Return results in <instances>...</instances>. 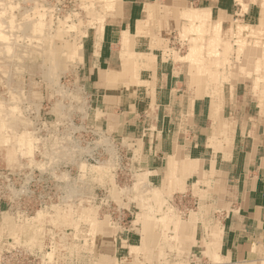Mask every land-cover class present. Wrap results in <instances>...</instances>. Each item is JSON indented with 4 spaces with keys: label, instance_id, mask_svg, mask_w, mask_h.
<instances>
[{
    "label": "rangeland",
    "instance_id": "obj_1",
    "mask_svg": "<svg viewBox=\"0 0 264 264\" xmlns=\"http://www.w3.org/2000/svg\"><path fill=\"white\" fill-rule=\"evenodd\" d=\"M0 2V46L13 45L0 53V188L5 178L9 187L0 196V264L216 262L219 226L207 191L174 193L171 181L165 190L152 185L133 169L131 155L86 117L87 91L78 78L82 39L118 0ZM259 6L253 22L236 16L212 38L209 18L206 30L173 32L164 51L189 62L207 88L222 92L241 82L264 95V0ZM193 46L199 50L191 58ZM128 228L132 244L120 248L115 237Z\"/></svg>",
    "mask_w": 264,
    "mask_h": 264
},
{
    "label": "crops",
    "instance_id": "obj_2",
    "mask_svg": "<svg viewBox=\"0 0 264 264\" xmlns=\"http://www.w3.org/2000/svg\"><path fill=\"white\" fill-rule=\"evenodd\" d=\"M241 1L245 10L239 0H118L83 37L79 65L86 117L131 155L133 169L162 190L171 181L174 193L207 191L219 226L213 264H264V95L241 82L214 95L189 62L164 50L189 24L181 11L192 3L223 27L259 16L261 0ZM131 233H117L120 248Z\"/></svg>",
    "mask_w": 264,
    "mask_h": 264
},
{
    "label": "bare ground",
    "instance_id": "obj_3",
    "mask_svg": "<svg viewBox=\"0 0 264 264\" xmlns=\"http://www.w3.org/2000/svg\"><path fill=\"white\" fill-rule=\"evenodd\" d=\"M24 1V0H23ZM226 1V0H225ZM8 2V1H7ZM29 2V1H28ZM257 2H258V0H257ZM241 3H242V1H241ZM0 4H5V3H1L0 2ZM142 4V3H141ZM88 5H90V4H88ZM244 5V4H243ZM263 5V4H262ZM9 6V5H8ZM15 6V5H14ZM16 7V6H15ZM43 7V6H42ZM91 7H92V5H91ZM224 7V6H223ZM1 8V7H0ZM33 8V6L31 7V12H33L34 10V8ZM39 8V7H38ZM246 8V7H245ZM2 9V8H1ZM40 9V8H39ZM260 9V8H259ZM258 9V10H259ZM11 10V9H10ZM26 10V9H25ZM29 10V9H28ZM33 10V11H32ZM36 10V9H35ZM89 10V9H88ZM144 10V9H143ZM167 10V9H166ZM263 10V9H262ZM261 10V11H262ZM24 11V10H23ZM38 11V10H37ZM36 11V12H37ZM164 11V10H163ZM228 11H230V10H228ZM8 12V11H7ZM6 12V13H7ZM35 12V13H36ZM41 12V11H40ZM146 12H147V10H146ZM5 13V12H4ZM3 13V14H4ZM19 13V12H18ZM43 13V12H42ZM170 13V12H169ZM262 13H263V11H262ZM23 14V13H22ZM32 14V13H31ZM37 14L39 15V13L37 12ZM49 14V13H48ZM261 14V13H260ZM264 14V13H263ZM262 14V15H263ZM18 15H20V14H18ZM25 15H27V14H25ZM24 15V16H25ZM34 15V14H33ZM40 15H41V13H40ZM39 15V16H40ZM44 15V14H43ZM50 15V14H49ZM23 15H22V17H24ZM38 16V17H39ZM181 16L184 18V20L185 21H189V23H190V26H188V25H182V31L184 32V31H191L192 29H204V30H206V28H207V25H206V23H207V21H208V18H209V13H208V10L207 9H203V8H198V9H195V8H193V9H185V10H182L181 11ZM28 17V16H27ZM32 17V16H31ZM37 18V17H36ZM42 18V17H41ZM48 18H50L51 19V16L50 17H48ZM47 18V20H48V22H49V19ZM29 19V18H28ZM65 19H67V18H65ZM102 20V19H101ZM26 22V21H25ZM34 22V21H33ZM37 22L38 21H36V25L34 26V28H33V31H35L36 33H37V31L39 32V30L41 31V29H40V27H38L37 26ZM243 22V21H242ZM31 23V22H30ZM50 23V22H49ZM34 24V23H33ZM206 26V27H205ZM209 27V26H208ZM62 28V27H61ZM211 28H213L212 29V31L210 32V34H211V38L213 37V35H214V32L215 33H218L219 31L221 32V23H220V20H218V21H213V24H212V26H211ZM247 28V27H246ZM38 29V30H37ZM242 29V28H241ZM81 30V29H80ZM225 30V29H224ZM246 30V29H245ZM56 31V30H55ZM82 31V30H81ZM196 31V30H195ZM203 31V30H202ZM235 31V30H234ZM241 31V30H240ZM76 32H77V30H76ZM80 32V31H79ZM194 32V31H193ZM237 32H238V30H237ZM261 32V31H260ZM42 33V32H41ZM122 33V32H121ZM138 33V32H137ZM123 34V33H122ZM197 34V33H196ZM202 34H204V33H202ZM249 34V33H248ZM39 36H40V34H38ZM187 35V34H186ZM216 35H218V34H216ZM255 35V34H254ZM16 36V35H15ZM31 36V35H30ZM34 36V35H33ZM80 36V35H79ZM203 36V35H202ZM218 36H220V35H218ZM237 36H238V34H237ZM236 36V37H237ZM0 37H4L5 38V34H4V32L3 31H1L0 30ZM42 37V36H41ZM41 37L39 38V39H41ZM52 37V36H51ZM68 37V36H67ZM198 37V36H197ZM201 37V36H200ZM233 37V36H232ZM239 37V36H238ZM10 38V37H9ZM17 38H19V37H17ZM50 38V37H49ZM61 38H62V36H61ZM181 38H183V37H181ZM243 38V37H242ZM25 39V38H24ZM46 39V38H45ZM55 39V38H54ZM73 39V38H72ZM149 39V38H148ZM200 39H202V37L200 38ZM237 39H239V38H237ZM248 39V38H247ZM1 40H3V39H1ZM19 40H22V39H19ZM74 40V39H73ZM78 40V39H77ZM194 40V39H193ZM216 40V39H215ZM219 40V39H218ZM244 40H245V38H244ZM16 41V40H15ZM53 41V40H52ZM192 41V40H191ZM246 41V40H245ZM6 42H8V41H6ZM45 42H46V40H45ZM71 42V41H70ZM76 42V41H75ZM151 42H152V40H151ZM195 42H196V40H195ZM199 42V41H198ZM210 42V41H209ZM238 42V41H237ZM2 43V42H1ZM47 43V42H46ZM46 43H44V45H47ZM236 43V42H235ZM243 43V42H242ZM245 43V42H244ZM243 43V44H244ZM249 43V42H248ZM251 43V42H250ZM12 44H14V43H12ZM18 44H21L20 42L18 43ZM50 44V43H49ZM56 44V43H55ZM192 44V43H191ZM198 44V43H197ZM42 45V44H41ZM53 45V44H52ZM201 45V44H200ZM24 46V45H23ZM37 46V45H36ZM55 46H57V45H55ZM62 46V45H61ZM60 46V47H61ZM215 46V45H214ZM216 46H218V45H216ZM244 46V45H243ZM13 47V45L10 47L9 45H7V46H2V48H1V46H0V53L1 52H3V51H5V50H9V49H11ZM34 47V46H33ZM54 47V46H53ZM212 47V46H211ZM264 47V46H263ZM21 48V47H20ZM27 48V47H26ZM47 48V47H46ZM57 48H58V46H57ZM225 48V47H224ZM262 48V47H261ZM42 49V48H41ZM49 49V48H48ZM60 49V48H59ZM1 50H3V51H1ZM72 50H74V46H73V48H72ZM199 50V49H198ZM198 50L196 49V47L195 46H193V47H191L190 48V54L192 55H190V57L192 58V57H194V55H195V53H198ZM215 50V49H214ZM14 51V50H13ZM34 51H36V50H34ZM41 51V50H40ZM134 51V50H133ZM216 51H217V49H216ZM236 51V50H235ZM238 52H240L239 50H237ZM30 52V51H29ZM209 52V51H208ZM218 52V51H217ZM76 53V52H75ZM189 53H188V56H189ZM210 53H212V52H210ZM215 52H213V54H214ZM232 53V52H231ZM235 53H237V52H235ZM44 54V53H43ZM53 54V53H52ZM202 54V53H201ZM57 55V54H56ZM78 55V54H77ZM209 55V54H208ZM217 55V54H216ZM239 55V54H238ZM16 56V55H15ZM15 56H11V55H9V57H8V59H11V58H13V57H15ZM42 56V55H41ZM53 56V55H52ZM58 56V55H57ZM61 56V55H60ZM213 56V55H212ZM224 56V55H223ZM55 57V56H54ZM226 57V56H225ZM4 58V57H3ZM2 58V59H3ZM51 58V57H50ZM53 58V57H52ZM124 58V57H123ZM166 58V57H165ZM197 58V57H196ZM195 58V59H196ZM203 58V57H202ZM256 58V57H255ZM1 59V58H0ZM6 59V58H5ZM54 59V58H53ZM64 59V58H63ZM81 59V58H80ZM79 59V60H80ZM126 57H125V61H126ZM226 59V58H225ZM234 59H238V57L236 58V57H234ZM257 59V58H256ZM259 59V58H258ZM122 60V59H121ZM227 60H229V59H227ZM52 61V60H51ZM61 61V60H60ZM124 61V60H123ZM123 61H121V64H123L122 62ZM132 61V60H131ZM131 61H130V63H131ZM147 61V60H146ZM217 61V60H216ZM224 61V60H223ZM257 61V60H256ZM260 61V60H259ZM262 62H263V59L261 60ZM128 62V61H127ZM135 62H136V60H135ZM140 62V61H139ZM195 62V61H194ZM218 62V61H217ZM226 62V61H225ZM231 62V61H230ZM255 62V61H254ZM50 63V62H49ZM201 64H202V62H200ZM222 63V62H221ZM224 63V62H223ZM228 63V62H227ZM264 63V62H263ZM7 63H5V65H6ZM43 64H44V62H43ZM134 64V63H133ZM137 64V63H136ZM143 64V63H142ZM217 64V63H216ZM4 65V64H3ZM125 65V64H124ZM123 65V66H124ZM140 65V64H139ZM138 65V66H139ZM144 65V64H143ZM228 65V64H227ZM230 65V64H229ZM254 65H255V63H254ZM0 66H2V64H0ZM46 66V65H45ZM53 66V65H52ZM127 66V65H126ZM47 67V66H46ZM132 67V66H131ZM135 67V66H134ZM193 68V67H192ZM241 69V68H240ZM120 70V69H119ZM121 70H122V68H121ZM123 70H125V69H123ZM122 70V71H123ZM194 70V69H193ZM199 70V69H198ZM205 70V69H204ZM207 70V69H206ZM127 71V70H126ZM125 71V72H126ZM201 71V70H200ZM207 71H209V70H207ZM246 71V70H245ZM255 71H256V69H255ZM108 72V71H107ZM110 72V71H109ZM113 72V71H112ZM125 72L124 73H121L122 74V76L125 74ZM131 72H132V70H131ZM134 72V71H133ZM205 72V71H204ZM251 72V71H250ZM250 72H247L248 74H251ZM120 73V72H119ZM118 73V74H119ZM195 73V72H194ZM193 73V74H194ZM200 73V72H199ZM208 74H209V72H207ZM257 73V72H256ZM259 73V72H258ZM135 74V73H134ZM106 75H108V73L106 74ZM112 75V74H111ZM120 75V74H119ZM128 76H129V73L127 74ZM133 75V74H132ZM196 75V74H195ZM207 75V74H206ZM229 75V74H228ZM260 75V74H259ZM263 75V74H262ZM113 76H115V75H113ZM207 77V76H206ZM139 78V77H138ZM253 78V77H252ZM106 79H107V77H106ZM114 79H115V77H114ZM197 79H198V77H197ZM207 79V78H206ZM111 80V79H110ZM129 80H131V79H129ZM257 80V79H256ZM260 80H261V78H260ZM262 80H264V79H262ZM115 81V80H114ZM132 81H134V80H131V82ZM194 81V80H193ZM207 81H208V79H207ZM255 81V80H254ZM113 82V81H112ZM112 82H110L111 84H112ZM116 82V81H115ZM115 82H113V84H114V87L113 88H115ZM136 82V81H135ZM210 82V81H209ZM133 83V82H132ZM208 83V82H207ZM222 83V82H221ZM257 83V82H256ZM108 84V83H107ZM135 84V83H134ZM109 86V85H108ZM111 86H113V85H111ZM110 86V87H111ZM257 87V86H256ZM206 88V87H205ZM204 88V89H205ZM214 88V87H213ZM255 88V87H254ZM122 89V88H121ZM220 86H216V88H215V90H213V93H214V95H220ZM255 91H256V89H255ZM259 91V90H258ZM257 92V91H256ZM207 93V92H206ZM224 95V94H223ZM225 96V95H224ZM261 96V95H260ZM263 96V95H262ZM20 97V96H19ZM217 97V96H216ZM221 98V97H220ZM261 99V98H260ZM151 100V99H150ZM219 100V99H218ZM224 100V99H223ZM224 102V101H223ZM6 103V102H5ZM217 108V107H216ZM219 108V107H218ZM218 108H217V110H218ZM2 109V108H1ZM213 110V109H212ZM1 112V111H0ZM5 112V111H4ZM217 114V113H216ZM12 115V114H11ZM1 119V118H0ZM228 122H231V121H228ZM2 123V122H1ZM1 125V124H0ZM3 125V124H2ZM222 125H223V123H222ZM215 126V125H214ZM230 127V126H229ZM216 128V127H215ZM1 129H3V128H1ZM233 129V128H232ZM231 129H229V131H230ZM234 130V129H233ZM233 130H231V131H233ZM212 131H214V130H212ZM226 131V130H225ZM229 131H228V133H229ZM221 133H222V131H221ZM221 133H219V134H221ZM232 133V132H231ZM230 133V134H231ZM224 134V133H223ZM234 134V133H233ZM10 135V134H9ZM8 135V136H9ZM222 135V134H221ZM226 135V134H225ZM2 135H0V138H1V140H2V137H1ZM11 136V135H10ZM26 136V135H25ZM213 136V135H212ZM218 136V135H217ZM19 137V136H18ZM28 137V136H27ZM26 137V138H27ZM221 137V136H220ZM5 138H7L8 139V137L6 136ZM20 138V137H19ZM217 138V137H216ZM13 139V138H12ZM28 139H29V137H28ZM9 140V139H8ZM220 140V139H219ZM230 140V139H229ZM15 141H17V139L15 140ZM19 141V140H18ZM18 141H17V143H18ZM209 141H210V139H209ZM0 142H3V140L2 141H0ZM7 142V141H6ZM8 143V142H7ZM6 143V144H7ZM229 143V142H228ZM4 144V143H3ZM5 144V145H6ZM9 144V143H8ZM13 144V143H12ZM1 145V144H0ZM219 145V144H218ZM217 145V146H218ZM227 145V144H226ZM20 146V145H19ZM223 147V146H222ZM3 148V147H2ZM22 148V147H21ZM4 150V149H3ZM24 152V151H23ZM26 152V151H25ZM4 156V155H3ZM188 158V157H187ZM191 159V158H190ZM194 160H196L195 158H194ZM184 161V160H183ZM2 162V161H1ZM188 162H191V161H188ZM195 162V161H194ZM184 165V167L186 168V166L187 165H189V163H187L186 164V162L183 164ZM191 166V165H190ZM188 168V167H187ZM185 170V169H184ZM182 173V172H181ZM168 180V179H167ZM169 181V180H168ZM170 183V182H169ZM168 183V184H169ZM170 193V192H169ZM165 216V215H164ZM176 220V219H175ZM178 220V219H177ZM174 221V220H173ZM175 223V222H174ZM171 231V230H170ZM169 231V232H170ZM216 231H218V230H216ZM173 232H175V231H173ZM218 233V232H217ZM216 233V234H217ZM215 234V233H214ZM214 246V245H213ZM135 247H137V246H134V249H135ZM138 249V248H137ZM136 251V250H135Z\"/></svg>",
    "mask_w": 264,
    "mask_h": 264
},
{
    "label": "built area",
    "instance_id": "obj_4",
    "mask_svg": "<svg viewBox=\"0 0 264 264\" xmlns=\"http://www.w3.org/2000/svg\"><path fill=\"white\" fill-rule=\"evenodd\" d=\"M9 174V173H8ZM9 189V187H8V182H7V179L5 178V185H4V182H3V184H2V186H1V188H0V196H2V197H5V193H6V191H5V189ZM178 199H182V197H179ZM7 200H8V202H9V199L7 198ZM22 260H25V261H27V262H30L32 259L29 257V255H26V254H22V257H20Z\"/></svg>",
    "mask_w": 264,
    "mask_h": 264
}]
</instances>
